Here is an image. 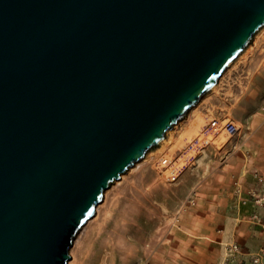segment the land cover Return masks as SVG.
<instances>
[{
  "label": "water",
  "instance_id": "1",
  "mask_svg": "<svg viewBox=\"0 0 264 264\" xmlns=\"http://www.w3.org/2000/svg\"><path fill=\"white\" fill-rule=\"evenodd\" d=\"M263 27L264 0H0V264H67Z\"/></svg>",
  "mask_w": 264,
  "mask_h": 264
},
{
  "label": "rangeland",
  "instance_id": "2",
  "mask_svg": "<svg viewBox=\"0 0 264 264\" xmlns=\"http://www.w3.org/2000/svg\"><path fill=\"white\" fill-rule=\"evenodd\" d=\"M217 84L161 151L105 192L67 264H105L98 260L109 257L107 240L131 255L115 231L123 227L140 242L131 264H255L264 244V185L253 176L264 178V31ZM214 119L231 121L239 133L212 135Z\"/></svg>",
  "mask_w": 264,
  "mask_h": 264
},
{
  "label": "bare ground",
  "instance_id": "3",
  "mask_svg": "<svg viewBox=\"0 0 264 264\" xmlns=\"http://www.w3.org/2000/svg\"><path fill=\"white\" fill-rule=\"evenodd\" d=\"M264 31V27L260 30V31H258L257 32V34L254 36V38L258 35V34H260V33H262ZM247 49V48H246ZM246 51V50H245ZM244 51V52H245ZM243 54V53H242ZM241 54V55H242ZM240 57V56H239ZM239 57L237 58V59H239ZM236 59V60H237ZM236 60H235V62H236ZM234 64V63H233ZM232 67V66H231ZM231 67H229V69L231 68ZM224 74V73H223ZM223 76V75H222ZM221 76V77H222ZM221 79V78H220ZM219 79V80H220ZM218 85V84H217ZM217 88V86H215L208 94H206L202 99H204L205 97H207V96H209L215 89ZM202 99H201V101H202ZM200 101V102H201ZM199 102V103H200ZM198 103V104H199ZM198 104L195 106V107H197L198 106ZM182 123V122H181ZM178 125H180L179 123L177 124V126ZM238 128V127H237ZM175 130H176V128L174 129V131L172 132V134L169 136V138L167 139V141H166V144L164 145V146H166L167 144H168V142H169V139L172 137V135H173V133L175 132ZM224 142H225V140H224ZM164 146L162 147V146H160L159 148H155V149H153V152H151V154H155V153H157V152H159V151H161L163 148H164ZM148 153L146 154V156L144 157V159H146L147 157H148ZM135 167V166H134ZM95 218V215H94V217L92 218V219H94ZM91 219V220H92ZM175 219V218H174ZM174 219H173V221H174ZM90 220V221H91ZM176 220V219H175ZM89 222H87V224H88ZM86 224V225H87ZM85 225V226H86ZM172 226H174V224H172ZM116 232H118V231H120V234H122L123 235V237H124V240H123V243H124V247L126 246V247H129V248H131L132 249V253H131V255H129V256H127L126 255V253H125V249H123V245H116L115 243H113V244H110V242H112V241H109V240H107V243L106 244H104L105 245V248H106V250L109 252V257L107 258V259H102V260H98V261H100L101 263H105V264H107L108 262L109 263H111V262H114L115 264H131L133 261H134V259L136 258V256H137V253H135V251H136V249L138 248H140L139 246H140V242L132 235V232L130 231V229H128L127 227H123V228H121V229H116L115 230ZM81 232V231H80ZM80 234V233H79ZM78 237V236H77ZM106 239H109V237H107ZM125 241V242H124ZM74 243V242H73Z\"/></svg>",
  "mask_w": 264,
  "mask_h": 264
},
{
  "label": "built area",
  "instance_id": "4",
  "mask_svg": "<svg viewBox=\"0 0 264 264\" xmlns=\"http://www.w3.org/2000/svg\"><path fill=\"white\" fill-rule=\"evenodd\" d=\"M208 130L212 131V135L214 136H219L220 134H224L227 139L232 138L234 135H237L239 133V128H237L231 121L229 120H212L209 125H208ZM161 168L160 169H166L168 167L167 161L163 160L160 162L159 165ZM172 174H175V172H172ZM255 179H257L258 182H261L264 184V178L254 174L253 175ZM174 180V177L172 176L171 178ZM231 249L233 248L234 250L236 249L235 246H231ZM253 261L255 264H260L264 260V244L263 246L259 249L258 252H256L253 256Z\"/></svg>",
  "mask_w": 264,
  "mask_h": 264
},
{
  "label": "crops",
  "instance_id": "5",
  "mask_svg": "<svg viewBox=\"0 0 264 264\" xmlns=\"http://www.w3.org/2000/svg\"><path fill=\"white\" fill-rule=\"evenodd\" d=\"M247 171L244 170V172H242L241 174L244 175ZM263 184V183H262ZM264 185V184H263Z\"/></svg>",
  "mask_w": 264,
  "mask_h": 264
}]
</instances>
